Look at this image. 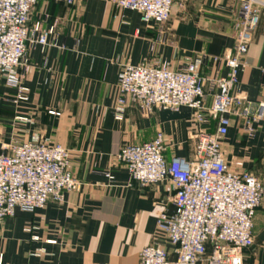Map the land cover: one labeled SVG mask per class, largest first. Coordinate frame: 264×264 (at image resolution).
I'll return each mask as SVG.
<instances>
[{"label":"crops","instance_id":"obj_1","mask_svg":"<svg viewBox=\"0 0 264 264\" xmlns=\"http://www.w3.org/2000/svg\"><path fill=\"white\" fill-rule=\"evenodd\" d=\"M115 1L74 0L68 5L66 0H38L29 26H54L57 44L64 49L28 50L32 70L22 80L26 103L15 107V90L0 80V143H23L36 136L59 144L67 149L69 169L81 183L78 191L65 192L62 203L48 202L32 213L16 210L3 221L2 264H139L140 252L155 243L170 260L175 258L156 227L157 213L173 210L171 185L140 188L114 158L123 147L150 142L160 132L166 160H190L196 130L213 134L217 121L213 117L195 125L186 107L177 112L158 108L146 115L137 103H129L116 119L121 65L166 62L178 70L203 56H224L233 46L238 0H187L183 9L172 7L162 27L143 24L137 12L120 11ZM245 62L236 90L249 101L264 100V18ZM199 71L227 74L211 64ZM252 129L247 133L243 120L230 118L221 149L231 171L264 180V120ZM252 236L243 264H264V201L255 212Z\"/></svg>","mask_w":264,"mask_h":264},{"label":"built area","instance_id":"obj_2","mask_svg":"<svg viewBox=\"0 0 264 264\" xmlns=\"http://www.w3.org/2000/svg\"><path fill=\"white\" fill-rule=\"evenodd\" d=\"M73 1L66 3L71 5ZM186 1L116 0L115 5L120 11L137 12L145 25L162 27L169 21L172 7L183 9ZM37 2L0 0V80L15 90V107L29 100L28 89L22 85L32 70L28 50L64 49L57 44L54 26L43 29L39 22L29 26ZM263 14L264 0H238L233 46L222 57L203 56L185 62L178 70H171L166 62L156 66L121 65L116 119H121L129 103H137L146 115L158 108L177 112L186 107L192 111L195 125L206 124L213 117L217 121L213 134L196 130L190 160H166L160 132L152 141L125 146L115 156V162L125 167L130 181L140 188L168 182L173 190V210H160L156 227L174 248L175 258L170 260L163 247L155 243L140 252L139 264H243L244 252L253 246V219L264 201V180L247 172L231 171L221 143L230 118L243 120L250 134L254 131L252 125L264 120V100L249 101L236 90ZM206 64L213 65L217 72L225 68L226 76L202 75L199 68ZM15 120L27 122L21 117ZM105 177L112 180L109 173ZM80 187L69 169V154L63 146L36 136L23 143H0V226L16 210L32 213L48 202L62 203L65 192Z\"/></svg>","mask_w":264,"mask_h":264},{"label":"rangeland","instance_id":"obj_3","mask_svg":"<svg viewBox=\"0 0 264 264\" xmlns=\"http://www.w3.org/2000/svg\"><path fill=\"white\" fill-rule=\"evenodd\" d=\"M262 18H264V14H263V16L261 17V19H262Z\"/></svg>","mask_w":264,"mask_h":264},{"label":"trees","instance_id":"obj_4","mask_svg":"<svg viewBox=\"0 0 264 264\" xmlns=\"http://www.w3.org/2000/svg\"><path fill=\"white\" fill-rule=\"evenodd\" d=\"M207 253H209V252H207Z\"/></svg>","mask_w":264,"mask_h":264}]
</instances>
